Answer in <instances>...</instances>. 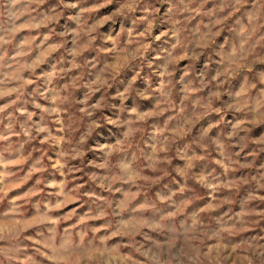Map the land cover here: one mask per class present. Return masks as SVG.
I'll return each mask as SVG.
<instances>
[{"label":"rangeland","instance_id":"rangeland-1","mask_svg":"<svg viewBox=\"0 0 264 264\" xmlns=\"http://www.w3.org/2000/svg\"><path fill=\"white\" fill-rule=\"evenodd\" d=\"M0 264H264V0H0Z\"/></svg>","mask_w":264,"mask_h":264}]
</instances>
